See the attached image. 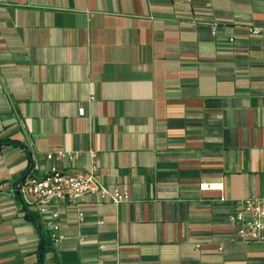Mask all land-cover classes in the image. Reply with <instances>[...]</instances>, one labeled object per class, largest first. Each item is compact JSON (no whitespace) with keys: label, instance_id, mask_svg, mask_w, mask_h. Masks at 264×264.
<instances>
[{"label":"crops","instance_id":"crops-1","mask_svg":"<svg viewBox=\"0 0 264 264\" xmlns=\"http://www.w3.org/2000/svg\"><path fill=\"white\" fill-rule=\"evenodd\" d=\"M92 151L130 200L55 206L53 242L24 183ZM263 197L264 0H0L2 264H264L229 221Z\"/></svg>","mask_w":264,"mask_h":264},{"label":"built area","instance_id":"built-area-1","mask_svg":"<svg viewBox=\"0 0 264 264\" xmlns=\"http://www.w3.org/2000/svg\"><path fill=\"white\" fill-rule=\"evenodd\" d=\"M250 33L257 35L259 30L251 29ZM84 113V108H79V115L83 116ZM90 154L93 163L90 175L87 177L65 173L53 165L44 176H30L24 183L26 192L33 197L34 207L45 218L44 223L53 242L57 243L63 239V236L58 234L61 229V214L55 206L64 204L81 206L88 195L95 196L99 202L111 200L115 204L130 200L127 192L111 190L98 181L97 153L92 151ZM79 155V152H59L47 154L45 158L49 161L61 162L65 159L70 161L77 159ZM77 217L82 222L85 217L84 212L79 211ZM229 221L233 224H241L237 234L244 241L264 243V197L246 199L230 214ZM0 264H2L1 257Z\"/></svg>","mask_w":264,"mask_h":264},{"label":"trees","instance_id":"trees-1","mask_svg":"<svg viewBox=\"0 0 264 264\" xmlns=\"http://www.w3.org/2000/svg\"><path fill=\"white\" fill-rule=\"evenodd\" d=\"M8 143H13V142H8ZM38 228L40 229L41 231V252L43 253V255L47 252L49 246H50V243H51V239L50 237H48L47 235H45L42 230H41V227L40 225H38Z\"/></svg>","mask_w":264,"mask_h":264}]
</instances>
